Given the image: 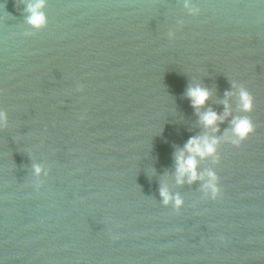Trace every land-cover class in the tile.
I'll return each instance as SVG.
<instances>
[{"label": "water", "instance_id": "obj_1", "mask_svg": "<svg viewBox=\"0 0 264 264\" xmlns=\"http://www.w3.org/2000/svg\"><path fill=\"white\" fill-rule=\"evenodd\" d=\"M32 2L0 0V264H264V0H45L39 31ZM197 86L210 95L194 109ZM239 116L255 132L237 148ZM205 135L216 157L196 171L219 177L215 201L177 183V155Z\"/></svg>", "mask_w": 264, "mask_h": 264}, {"label": "clouds", "instance_id": "obj_2", "mask_svg": "<svg viewBox=\"0 0 264 264\" xmlns=\"http://www.w3.org/2000/svg\"><path fill=\"white\" fill-rule=\"evenodd\" d=\"M46 6L45 0H34L32 3H28L26 7V20L25 23L30 26L34 31H39L46 28L48 19L45 13L42 11ZM185 8L189 10V14L192 16H199L201 14L200 7H191L188 3H185ZM31 32H26L25 35H31ZM234 88L238 89L236 93L239 101L240 111L244 113H251L254 108L253 96L243 86L233 84ZM187 98L191 102V106L194 109L203 107L206 101L209 99V91L202 87H190L187 89ZM226 96H231L233 93H225ZM227 102L225 101V109L223 116L217 115V113L209 110L200 115V121L205 128L212 129L213 132L218 131L216 127L217 122L222 123L224 117L229 115L227 111ZM7 113L0 111V127H3L7 123ZM255 132V125L249 116L234 117L231 121V137L229 143L233 147H239L242 142L246 141ZM219 141L213 136L207 135L202 137H192L184 145L183 150L179 152L176 157L177 165V183H183L184 177H187V182L192 183L197 180L204 181L203 191L206 200H217L221 197L222 192L219 186V177L213 171H207L205 173L198 174L197 169V157L204 159L205 157H216L217 144ZM187 153V157L185 156ZM218 159V158H217ZM215 162V161H214ZM42 172L41 167H34V174L39 176ZM45 177L48 175L44 173ZM36 187H40L39 181L36 183ZM160 195L164 205L172 204V209L175 212H179L183 207V201L178 196H170L166 190H161ZM117 237H113L116 239Z\"/></svg>", "mask_w": 264, "mask_h": 264}]
</instances>
